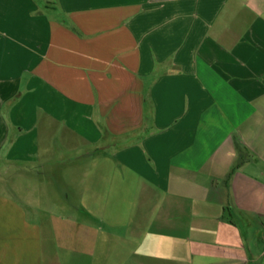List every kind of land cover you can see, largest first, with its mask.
I'll return each mask as SVG.
<instances>
[{"label":"crops","instance_id":"1","mask_svg":"<svg viewBox=\"0 0 264 264\" xmlns=\"http://www.w3.org/2000/svg\"><path fill=\"white\" fill-rule=\"evenodd\" d=\"M0 264H264V0H0Z\"/></svg>","mask_w":264,"mask_h":264},{"label":"rangeland","instance_id":"2","mask_svg":"<svg viewBox=\"0 0 264 264\" xmlns=\"http://www.w3.org/2000/svg\"><path fill=\"white\" fill-rule=\"evenodd\" d=\"M1 174V173H0ZM6 187H0V190H4V191H6Z\"/></svg>","mask_w":264,"mask_h":264}]
</instances>
